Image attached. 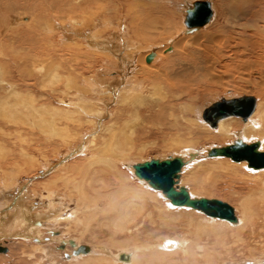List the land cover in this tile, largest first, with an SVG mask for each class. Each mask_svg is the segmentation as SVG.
Here are the masks:
<instances>
[{"label":"bare ground","instance_id":"1","mask_svg":"<svg viewBox=\"0 0 264 264\" xmlns=\"http://www.w3.org/2000/svg\"><path fill=\"white\" fill-rule=\"evenodd\" d=\"M153 1L157 2V5L162 2V6H155L157 8L154 5L150 6V2ZM165 1L0 0V172H3L1 174H5V179H7L14 174L16 163L24 158L25 161L28 157L32 158L35 145L34 136H36L34 130L38 128L44 133H49L46 140L53 135L60 136L63 142L59 143L63 145L62 148H65L55 157L52 155L53 160L43 164L40 175H27L21 182L16 179L18 182L14 184L12 183L15 181L14 178L0 182V242H2L0 249L8 248L3 246V239L26 240L30 242L29 244L32 242L31 238L39 243L51 242L55 239L58 242L56 246L50 245L51 247L48 246L45 249L41 244H36L32 247L36 249L34 251H38L41 247L39 252L45 260L47 259V264L52 263L53 257L55 260L57 257L69 260V263L66 262L67 260L59 261L62 264H197L199 258L197 251L204 252L200 258L203 261L202 264H219L222 259L220 256H224L225 253L231 257L228 254L231 243L229 244L228 239L225 238L227 230L231 233L228 237L234 239L232 242L241 246L259 236V231L264 227V167L254 169L248 167L245 160L234 161L224 156H209V151L240 142L246 145L257 143V150L264 152V0H214L215 2L212 0H180L181 6H179L182 7L180 8L182 12L174 6L178 0ZM200 2H205L209 6L207 22L201 26L189 27L186 25L187 16ZM163 3H168V8L172 6L170 10L166 9ZM123 9L126 13L124 16L121 12ZM217 9L222 14H219L218 19H216ZM20 11H28L30 16L21 17L18 15ZM110 12L113 16L116 15L114 19L118 22L114 26L107 24L111 28L110 35L105 33L104 36L98 38L96 34L89 32L94 27L88 29L90 25L87 27L83 24L92 17L96 21V26L102 25L104 18L106 20L103 23L107 22V15H110ZM63 13L65 14L61 18L60 15ZM17 15L23 22L27 21V26L19 27ZM67 15L76 17L74 16L75 19L70 17V20L65 23ZM138 15L146 17L145 20L148 18L147 15L160 16L157 20H160L159 23L162 25V33L155 30L160 34L152 33L151 35L156 36L155 38L158 35L160 39L165 34V44L161 45L159 40L149 38L146 33L145 38H148L150 43L153 41V44L148 45V49L144 48L147 49L144 53H140L142 50L138 51V48L142 47L138 46L148 26L146 24V28L143 27V33L140 31L143 37L139 36L138 30L137 33L131 32V34L135 33L136 36L132 34L134 38L129 36L130 26L128 25L130 21L138 18ZM141 18L138 20L141 21ZM123 19L128 21L125 24L128 27L127 30H123ZM150 19L147 23H152ZM83 25L89 31L83 30ZM140 26L139 30L142 29V23ZM113 38H115V43H113ZM80 45L85 46L87 51L104 53L101 55L109 59V62L106 61L109 63L108 70L105 68L106 70L98 75L88 76L87 81L85 80L88 77L83 80L80 74V81L73 77L69 78L72 69L65 67L67 61L61 60L60 57L64 56L68 49H71V52L81 49L71 47H80ZM129 46L133 49L128 48ZM126 49L129 51L126 52ZM84 52L89 58L88 52L90 51ZM69 55L68 57H71V54ZM1 57H5L6 62ZM160 57L163 62L154 65ZM79 61L82 62V60ZM79 69L76 67L75 72ZM131 69H133L132 75ZM38 87H44V90L46 88L48 92ZM217 89H222L226 96L215 103L222 100L253 97L254 107L251 114L246 119L237 116L224 117L217 121L215 127H211L203 118V113L214 104V98H211L212 102H204L205 104H198V102L202 96L208 93L213 94ZM84 96H86L85 100ZM140 125L143 127V134H152V128H156V133L160 136L172 137L169 139L170 143L173 142L171 146L174 142L176 145L178 143L188 144L192 139L200 140L201 137L205 142L219 141L220 143L233 138L232 143L221 144L218 147L202 146L203 148L198 149L194 148L196 144L194 143L193 146L192 143L189 147H182L177 151L181 152L178 155H171L169 158L182 160L183 165L178 178L175 179L174 188L176 190L180 187L185 188L190 199L202 197L197 196L192 188H190L192 191L189 190L186 182H201L199 174L203 169L205 173L214 171L207 166H213L215 170L221 169L222 172L221 174L211 173V177H205V182L209 180L211 184H216L218 178L222 177L230 180L229 182L237 180L236 183L241 181L245 184L238 187L239 192H235L240 197L237 208L233 209L236 217L234 222L209 217L204 213L205 217L195 218L193 213L200 215L199 213L202 212L187 206L173 205L164 193L153 189L146 180L135 175L134 167L147 161L141 158L136 159L135 156L138 153H132L133 149H136L135 144L129 142L130 136L138 133L135 128ZM123 129L129 131H126L128 137L123 135ZM197 130L202 134L197 133ZM44 133L41 134L44 135ZM122 136L126 137L125 145L122 142L125 137ZM50 146H54V143ZM131 155H135L134 159ZM80 156L87 157L85 159L87 167L90 168L88 170L95 176L91 177L94 181L90 180L87 184L88 187L92 186L91 184L94 185L90 187L94 195L92 196L93 193L89 195V191L88 194L86 190V192L80 190L78 198H75L77 200L75 209L71 212L67 211V205H58L61 204L58 203V207H54L51 202L47 203L46 209L43 208L42 211L29 193L31 187L33 189V181L39 176L56 173V171H66L70 167L69 161H77ZM153 159L164 160L161 157ZM5 161L10 165L7 168L2 165V163L6 164ZM7 170H10L12 175L9 173L6 178ZM79 170L81 172L83 169ZM19 173V171L16 172L18 175ZM27 178H29L28 181H26ZM77 181L79 186L80 180ZM82 181H80V186ZM8 182L13 184L11 190H9L10 183ZM70 183L73 185L74 182ZM52 184L54 185V182ZM78 186L75 185L74 189ZM111 186H115L114 192L107 191ZM66 187L71 186L66 185ZM107 195L113 197L109 196L110 198L105 200L108 198ZM49 200L52 199L48 198L47 202ZM149 200L152 201V207L157 211L156 218L162 223V228L168 230L170 226L168 222L180 221L182 217H186V221L183 219L185 224L182 226L190 227L189 231L181 233L179 237L177 235L174 238L166 237L156 244L153 243V239L160 237L159 235L153 237V233L158 229L155 227L144 229L145 222L154 223L153 211L147 207ZM163 200H166L168 205L166 201L164 202L166 205H163ZM166 207L174 213L168 214L169 209L167 210ZM179 209H186L187 212H179ZM98 219L101 220L96 223L99 231L105 227L108 232L107 234L105 232L108 237H104V241L98 240L100 236L96 233L98 231L95 232L96 234L90 233L89 228L92 226L86 222L87 220L97 222ZM258 221H262L260 227ZM57 223L66 224L67 233L71 232L70 229L77 232V238L68 239L67 234L62 235L56 232V229L53 230L51 226ZM80 225L83 227L80 228ZM257 225L259 228L256 227ZM43 228H48L47 233L50 235L48 238L43 236ZM143 230H145L144 233ZM88 233L94 243L97 241L95 246L93 245L94 248L85 246L87 251H78L82 247L81 237L85 239ZM212 235L215 238L214 245L208 246L207 244L205 247L200 245L203 237L208 240ZM256 243L259 244L253 241L247 247L253 251L257 247L254 245ZM214 246H219V248L215 250ZM111 247L121 251L116 255L110 254ZM65 248L71 250H67L69 253H65L64 256V252L59 251H64ZM221 248L224 251L223 254L219 252ZM7 252L8 249L6 252L0 251L2 255ZM258 254L259 258L261 255L264 256L256 248L252 255ZM218 258L220 260L217 261ZM250 258L254 259L249 255V259L245 258L248 261L237 259L234 260L237 261L234 264H264L262 259L251 261ZM40 260L41 258L36 261L38 262L36 264H40Z\"/></svg>","mask_w":264,"mask_h":264},{"label":"rangeland","instance_id":"2","mask_svg":"<svg viewBox=\"0 0 264 264\" xmlns=\"http://www.w3.org/2000/svg\"><path fill=\"white\" fill-rule=\"evenodd\" d=\"M165 1V0H164ZM171 2V0H167V2ZM177 1V0H176ZM212 1H214V0H212ZM166 2V1H165ZM178 2V3H177ZM177 2H175V4L176 5H174L175 7H177V8H179V12L181 11V9H182V7H180L181 5H180V0H178ZM215 2V1H214ZM151 4H149L150 6L152 5H154V7L155 6H157V7H160V6H162V2L161 3H158V5H157V2H155V1H153V2H150ZM183 4H184V2H183ZM163 5L165 6V8L166 9H168V10H170V8L172 7H170V5H169V7L170 8H168V3H163ZM171 5H172V3H171ZM180 5V6H179ZM149 6V7H150ZM163 6V7H164ZM157 7H155V8H157ZM164 8V9H165ZM181 8V9H180ZM163 9V10H164ZM165 9V10H166ZM133 10H135L134 9V7H133ZM167 11V10H166ZM122 12V14H123V16H124V13H125V9H123V11H121ZM182 12V11H181ZM217 13L218 14H216L217 15V18L216 19H218L219 18V14L220 15H222L221 14V12H220V10L219 9H217ZM65 13H63V14H59L60 16H61V18H62V15H64ZM110 15H107L108 17H107V22H105V23H103L104 22V20H106L105 18L102 20V25H99L98 24V26H96L95 24V19L94 18H92V17H90L89 19H88V21H86V22H84L83 24L84 25H86L87 27H88V25H90L89 27H88V29L89 28H92V27H94V29L92 28V29H90V31L89 30H86L87 28H86V26L84 27V25L82 26V27H84V29L83 30H85V31H89L90 33L91 32H93L92 34H96L97 35V37L98 38H100V37H102V36H104L105 35V33L107 34V33H109V35L112 33V32H110L111 31V28H109L108 26H107V24L108 23H110V24H112L113 26L116 24V23H118V22H116V20L114 19V16H116V15H112L111 14V12L109 13ZM126 14V13H125ZM160 14V13H159ZM18 15H21V17L23 16V15H29V13H28V11H20V13L18 14ZM17 15V21H18V24L20 25L19 27H24V26H27V21L26 22H23L22 20H21V17H19ZM134 15V14H133ZM143 15H146V14H143ZM161 15H163V14H161ZM165 15H167V14H165ZM177 15V14H176ZM178 15H180V14H178ZM30 16V15H29ZM75 16V15H74ZM74 16H66L65 17V23L68 21V20H70V17L71 18H73V19H75V17ZM85 16V15H84ZM110 16V17H109ZM148 16V18H147V20H145V18L146 17H143V16H141V17H143V19L140 17V15H138V18H139V20H140V18H141V21H139L138 20V18L136 17L135 19H133V21H130L131 23V25L129 24L128 26H130V28H129V36H132V34H134L133 36H136L135 35V33H132L131 34V32H136L137 30H138V34H139V36L141 37H143V35H144V37L143 38H145V35H146V33H147V35L146 36H149V38H153V39H155V40H159L160 41V44L161 45H163V43L165 44V42H166V37H165V34H163L161 37H160V39H159V37H158V35H157V38H155L154 36H152L151 34L153 33L154 35H155V33H156V31L155 30H158V31H160L161 33H162V25H160V20H157V18H159L158 17V15H147ZM118 17V16H117ZM184 16L182 15V18H183ZM109 18V19H108ZM116 18V17H115ZM151 18V19H150ZM85 19V18H84ZM91 19V20H90ZM94 19V20H93ZM117 19V18H116ZM148 19H150L151 21H152V23H147V21H148ZM181 19V18H180ZM89 20H90V22H89ZM97 20V19H96ZM130 20H132V18L130 19ZM137 20V21H136ZM158 21V23H157V21ZM93 21V22H92ZM98 21V20H97ZM110 21V22H109ZM128 21H129V18H128ZM128 21H126V19H123V23H122V25H123V30H127V25H125L126 24V22L128 23ZM138 22V23H136V22ZM144 21V22H143ZM178 21H179V19H178ZM134 22H135V25H134ZM64 23V24H65ZM142 23V29L141 30H139L140 28H141V26H140V24ZM137 24H139V25H137ZM146 24H148V26L146 25ZM156 24V25H155ZM133 25V26H132ZM137 25V26H136ZM136 26V28H134ZM146 26H147V28H146ZM156 26V28H154ZM131 27H133V29L131 28ZM143 27H144V29L146 30V31H144V34L143 35H140V34H142L143 33ZM16 28V27H15ZM86 28V29H85ZM106 28V29H105ZM117 28V27H116ZM79 29H81V27L79 28ZM119 29V28H118ZM148 29V30H147ZM142 33H141V32ZM157 31V33H159L160 34V32H158ZM103 33V34H102ZM137 33V32H136ZM149 33H150V35L152 36V37H150V35H149ZM156 33V34H157ZM132 36V37H133ZM138 36V35H137ZM134 38V37H133ZM142 38V39H143ZM161 38H163V39H161ZM136 39V38H135ZM141 39V41H140V44H139V46L138 47H141V48H138V51L140 52L141 50V52L140 53H144L148 48H147V46L149 45H151V44H153V41H151L152 43H150V40H148V38L145 40H142ZM113 40V43H115V38H113L112 39ZM144 41V42H143ZM149 41V42H148ZM110 43H112L111 41H110ZM142 43H145L144 45H142ZM146 43H148V44H146ZM157 43V42H156ZM83 46V45H82ZM81 45H80V47H76V46H71L72 48H74V49H78V48H81V49H78L77 51H72L71 52V49H68V51H66V54L64 55V56H61L60 58H61V60H64V61H67V62H65L66 64H65V67H71V69L72 70H70V72H71V76H69V78H71V77H73V79L74 78H76V80L78 81L79 80V78H81L80 76L82 75V78H83V80L86 78V77H90V76H94V74H100V72L102 71H105L106 69L105 68H107L108 67V65H109V63H107V62H109V59L107 58V57H104V55H101V54H104V53H101V54H98V53H100L99 51H93V50H88V51H90V52H88L87 50H86V47L85 46H83L82 47ZM84 47H85V49H84ZM128 48H130V49H133L132 47H128ZM144 48H147V49H144ZM81 52V54L83 53L84 55V58H83V56L80 54V52ZM84 51H86V52H88L89 53V58L85 55V54H87V53H85ZM127 51H129V50H127L126 49V52ZM77 52V53H76ZM78 52H79V54H78ZM6 54H8V52H6ZM69 54H71V57H68V56H70ZM73 54V55H72ZM76 54H78V56L76 55ZM90 54H91V56H90ZM81 55V56H80ZM100 55H101V58H100ZM73 56V57H72ZM80 56V57H79ZM88 58V59H86V57ZM102 56H103V58H102ZM125 56V55H124ZM62 57H64V58H62ZM68 59H67V58ZM80 59H79V58ZM93 57V58H92ZM71 58V59H70ZM1 59L2 60H4L5 59V57H1ZM70 59V60H69ZM74 59V60H73ZM93 59V60H92ZM79 60H82V62L81 61H79ZM85 60H86V64H85ZM76 61H79L78 63H76ZM93 61H95V62H93ZM107 61V62H106ZM157 61H159L160 63H158ZM157 61H156V63L154 64V65H159V64H161L162 62H163V59L160 57V59H157ZM4 62H6L5 60H4ZM81 62V63H80ZM80 63V64H79ZM92 63V64H91ZM101 63V64H100ZM103 63V64H102ZM76 64H77V66H76ZM90 64V65H89ZM95 64V65H94ZM82 66V68H80V67ZM85 68H84V67ZM76 67L80 70H78L77 72H75L76 71ZM86 67H89V68H86ZM92 68V69H91ZM100 68V69H99ZM75 69V70H74ZM81 69H82V71L84 70V72L82 73V71H81ZM69 70V69H68ZM87 70V71H86ZM89 70V71H88ZM94 70H96V71H94ZM107 70H108V68H107ZM132 70V72H131V75L133 74V69H131ZM74 72V74H73V72ZM110 72L112 71V70H109ZM81 72V73H80ZM87 72V73H86ZM97 72V73H96ZM85 73V74H84ZM89 73V74H88ZM79 74H80V76H79ZM109 74V73H108ZM108 74H105V75H107V77H109V75ZM74 75V76H73ZM75 75H77V77H78V79H77V77L75 76ZM89 77L88 78H86V80L85 81H87L88 79H89ZM80 81V80H79ZM82 83V82H81ZM80 83V84H81ZM243 86V85H242ZM40 88V90H43V91H47V89L45 88V90H44V87L42 88V87H38V89ZM214 89V88H213ZM216 92H214L213 94L212 93H208V94H206L205 96H202L201 97V100L198 102V104H202V103H208V102H212V99H213V103L215 104V101H218V99H220V98H223V97H225L226 96V94H224V91H222V89H217V90H215ZM48 92V91H47ZM217 94H219V95H217ZM216 95H217V97H216ZM212 96V97H211ZM214 96V97H213ZM86 96H84V100L86 99L85 98ZM208 97H209V99H208ZM207 98V99H206ZM212 98V99H211ZM239 98V97H238ZM206 99V100H205ZM209 100V101H208ZM202 101V102H201ZM204 103V104H205ZM213 105V104H212ZM205 111V110H204ZM115 116V115H114ZM113 116V118L114 119H116V117H114ZM105 119H107V118H105ZM109 119V118H108ZM103 121H105L104 119H103ZM102 121V122H103ZM58 125H60V124H58ZM127 129V128H126ZM141 129V130H140ZM155 129V130H154ZM152 128V130H151V133L152 134H143L142 132H143V127H142V125H140V126H137L136 128H135V131L136 132H138V133H134V134H136V135H132V137L130 136V139H129V142H133L134 144H135V148L137 149H133L134 151L132 152L133 154H135V153H138V154H136V159L138 158V159H145V160H150V159H153V158H155V157H161V158H163V159H166V158H169L171 155L172 156H174V155H178L179 153H181V152H177V151H179L182 147H189V145H192V143H193V146H194V143L196 144V146L194 147V148H203V147H218V146H221V144H223V145H228V144H230V143H232V139L233 138H230V139H228L226 142H224V143H220L219 141L218 142H212V141H204L203 140V137H201L200 138V140L199 139H197V138H195L194 140L192 139L191 140V142L190 143H178V145H176V143L174 142V144H175V146H174V144L171 146V144L173 143H170V141H169V139L170 138H172V137H165V135L163 136H160V134H158V133H156V128ZM123 131V135H126V131H128V130H122ZM155 131V132H154ZM36 132V133H35ZM44 133V132H42V129H36V130H34V133H35V135L36 136H34V138H35V145H34V150H33V154H32V158L31 157H28L27 158V160L25 161V158L23 159V160H20L18 163H16V165H15V170H14V174H16V172L17 171H19L20 173H19V175L18 174H16V176L14 175V177H13V175H12V173L10 172V170H7V173H6V178L8 177V175H9V173H10V175H12V176H9L7 179H5V174H1V173H3V172H0V182L1 181H5V180H9V179H12V178H14L13 180H15V181H12V183L14 184V183H16V182H18V181H23L24 180V178L28 175V176H31L32 174H38V175H40L41 173V171H42V166H43V164L46 162V161H51V160H53L54 159V157L56 156V154L57 153H61V152H63L64 151V149L65 148H62V144L60 145V143L59 142H63V141H61L60 139V136H50V137H48V139L49 140H46L45 138H47L46 136H49V133H44V135L43 134H41V133ZM129 132V131H128ZM153 132L155 133V134H153ZM199 131L197 130V133H198ZM203 132V131H202ZM38 133V134H37ZM200 134H202L201 132H199ZM42 136H41V135ZM128 134V133H127ZM130 134V133H129ZM143 134V135H142ZM158 134V135H157ZM127 137H128V135H126ZM138 137V138H140V139H138V138H136V137ZM149 136V137H148ZM122 137H125V136H122ZM165 137V138H164ZM198 137V136H197ZM167 138V139H166ZM44 139L46 140V141H44ZM57 139V140H56ZM63 139V138H62ZM125 139H126V137L125 138H123V144L125 145V143H126V141H125ZM135 141H134V140ZM58 140H60V141H58ZM131 140V141H130ZM168 140V141H167ZM37 141V142H36ZM56 141V142H55ZM58 141V142H57ZM246 141H249V140H246ZM250 141H252V140H250ZM122 142H120V143H122ZM140 142V143H139ZM51 143V144H50ZM53 143H54V146H50V145H53ZM165 145H164V144ZM219 143V144H218ZM234 143V142H233ZM122 144V145H123ZM141 144H142V146H143V144H144V147H142L141 146ZM208 144V145H207ZM249 144H251V143H249ZM44 145H45V148H44ZM46 145H49V146H46ZM58 146V148H57V146ZM140 145V146H139ZM154 145V146H153ZM183 145V146H182ZM186 145V146H185ZM200 145V146H199ZM233 145V144H232ZM61 146V147H60ZM148 146V147H147ZM162 146V147H161ZM198 146V147H197ZM203 146V147H202ZM54 147V148H53ZM144 148L143 150H140L141 148ZM180 147V148H179ZM192 147V146H191ZM47 148V149H46ZM62 148V149H61ZM138 148H140V149H138ZM154 148V149H153ZM174 149V150H173ZM47 152H46V151ZM53 150V152H51ZM56 150V151H55ZM45 151V152H44ZM58 151V152H57ZM169 151V152H168ZM56 152V153H55ZM131 152H130V154H131ZM177 153V154H175V153ZM36 153H38V154H36ZM40 153V154H39ZM140 153V154H139ZM54 157H53V156ZM138 155V156H137ZM44 156V157H43ZM49 156V157H48ZM86 156H88V155H86ZM86 156H80V157H78V159H77V161H73V162H71L72 160H70L69 161V163H68V165H70V167L66 170V171H56V173H52V174H49V175H45V176H39V177H37L34 181H33V184H32V186H33V189H32V187H31V190L29 191V193H30V195H31V197L33 198V200H35V203H38V205H37V207H39L40 209H42V211L44 210V209H46V204L48 203H50L51 202V204H52V206H54V207H58V205H62L63 204V206H65V205H67L68 206V210L67 211H73L74 209H75V206H76V204H77V196L79 195V193L83 190V191H85L86 193H88V191H89V195H91V193H93L92 194V196L94 195V192L92 191H90L91 190V188L90 187H93L94 185L93 184H91L92 186H90V187H88L87 186V184H88V182L90 183V180L91 181H94L91 177H95L94 176V174H92V173H90V168L89 167H87L88 166V164H86L87 163V161H86V159L85 158H87ZM133 155H131V158L132 159H134L133 157H134ZM47 157V158H46ZM45 158V159H44ZM81 158V159H80ZM84 158V159H83ZM44 159V160H43ZM30 160H31V162H30ZM36 160V161H35ZM79 160V161H78ZM83 160V161H82ZM28 161V162H27ZM34 163H36V164H34ZM85 161V162H84ZM3 162H4V159H3ZM27 164H25V163ZM30 162V163H29ZM38 162V163H37ZM83 162H84V164H83ZM5 163H6V161H5ZM71 163V164H70ZM83 165H82V164ZM73 164H74V166H75V168L77 167V169H75L74 168V166H73ZM86 164V165H85ZM2 165L4 166V167H8V166H10L8 163H6V164H4V163H2ZM18 165V166H17ZM24 165V166H23ZM35 165V166H34ZM37 165H38V167H37ZM78 165V166H77ZM17 166V167H16ZM33 166V167H32ZM82 166V167H81ZM19 167V168H18ZM79 167H81V168H79ZM34 169V171L32 170V169ZM36 168V169H35ZM207 168H209L210 170H214L213 172L215 173H218V174H221V169H217V170H215L214 169V167L213 166H207ZM73 169V170H72ZM79 169H83V170H81V172H80V170ZM85 169V170H84ZM89 169V170H88ZM32 170V171H31ZM75 170H79L78 172L76 171L75 172ZM16 171V172H15ZM69 171V172H68ZM88 171H89V174H88ZM220 171V172H219ZM83 172H85V174L83 173ZM213 172H211V173H213ZM77 173L80 175H78L79 176V179H77L78 178V176H77ZM211 173L209 172V173H205V171H204V169L200 172V176H201V182H198V183H196V182H186V185H187V187H189V190H191L190 188H192V190L195 192V194L197 195V196H201L202 198H207V199H217V200H221V201H223V202H226V203H228L233 209H234V207L235 208H237V205H238V202H239V197H240V195H238L237 193H235V192H239V190H238V187H242V186H244L245 184H242L241 183V181H238V183H236V181L237 180H234V181H231V182H229L228 181V179H223L222 177L221 178H218V180H217V182H216V184H211L210 183V181L209 180H207L206 182H205V177L206 176H208V177H211ZM223 173H225V172H223ZM228 173V172H227ZM21 174V175H20ZM57 175V174H59V176H56L55 177V175ZM69 174V175H68ZM83 174V177H81V175ZM87 174V175H86ZM92 176H91V175ZM209 174H210V176H209ZM87 177H86V176ZM90 175V176H89ZM21 176V177H20ZM53 176V178L55 179V180H53V178H51ZM70 176H71V178H70ZM75 176V177H74ZM59 177H60V179H59ZM88 177H89V179H88ZM48 178V179H47ZM65 178V179H64ZM83 178V179H82ZM5 179V180H4ZM18 181H17V180ZM28 179L29 178H27L26 179V181H28ZM59 179V180H58ZM69 179V180H68ZM74 179V180H73ZM76 179V180H75ZM180 179V178H179ZM49 180V181H48ZM77 180H80V181H82V185L80 186V181H79V186H78V181ZM86 180H89V181H86ZM238 180H239V178H238ZM74 182L73 183V185H72V183H70V182ZM75 181H77V182H75ZM85 181H86V183H85ZM226 181V182H225ZM25 182V181H24ZM51 182V183H50ZM54 182V185L52 184ZM67 182H69V184L67 183ZM205 182V183H204ZM208 182V184H206ZM8 183H10L8 186H9V190H11L12 189V183L11 182H8ZM29 183V182H28ZM67 183V184H66ZM95 183V182H94ZM200 183H202L201 185H200ZM36 184V185H35ZM47 184V185H46ZM68 185V186H71V187H66V185ZM85 184V185H84ZM96 184V186H97V183H95ZM206 186H205V185ZM210 184V185H209ZM232 186H231V185ZM238 184V185H237ZM240 184V185H239ZM7 185V184H6ZM75 185H77L78 187L77 188H75L74 189V186ZM1 186H3V184L1 185ZM44 186V187H43ZM86 186H87V188H86ZM198 186V187H197ZM202 186V187H201ZM210 188H208V187ZM30 187V186H29ZM28 187V188H29ZM47 187H50V188H48L47 189ZM83 189H82V188ZM85 187V188H84ZM115 186H111V187H109L108 188V190L107 191H115V190H113V188H114ZM207 187V188H206ZM47 190H46V189ZM54 188V189H53ZM81 188V189H80ZM88 188H90L89 190H88ZM110 188H112V189H110ZM51 189V190H50ZM78 189V190H77ZM81 190V191H80ZM191 190V191H192ZM32 191V192H31ZM46 191H47V193H46ZM75 191V192H74ZM109 191V192H110ZM197 191V192H196ZM198 191H200V193L198 192ZM77 192H78V194H77ZM75 193V194H74ZM221 193V194H220ZM51 194H53V195H51ZM70 194H72V195H70ZM49 195H51V197H49ZM69 195H70V197H69ZM75 197H74V196ZM238 195V196H237ZM62 196V197H61ZM109 196H112V195H107V199H105V200H108L110 197ZM40 197H41V199H40ZM50 198V199H52L51 201L49 200V202H47V200H48V198ZM52 197H55V198H52ZM113 197V196H112ZM209 197V198H208ZM60 198V199H59ZM76 198V199H75ZM106 198V197H105ZM63 199V200H62ZM40 200V201H39ZM65 200V201H64ZM71 200H72V202H71ZM45 201V202H44ZM67 201V202H66ZM75 201V202H74ZM166 200H163L162 202H163V205H166V204H164V202H165ZM167 202V201H166ZM165 202V203H166ZM42 203H44L43 205H42ZM58 203H61V204H58ZM50 204V205H51ZM58 204V205H57ZM42 205V206H41ZM56 205V206H55ZM167 205H168V202H167ZM41 206V207H40ZM147 207H150V210H152L153 212V219H154V223H151L150 221L149 222H145V225H144V229L146 230L147 228L149 229V228H157L158 230L155 232V233H153V237H154V235H155V237H156V235H159L160 237H158V238H156V239H153V243H157L158 241H162L164 238H166V237H170V238H174L176 235H177V237H179L180 236V234L181 233H185L187 230L189 231V228L190 227H184V226H182V225H184L185 224V219H186V217H182L181 219H180V221L179 220H173V221H170V222H168V225L170 224V226H171V228H170V226L168 227V230L166 229V228H162V223H160V221L159 220H157V218H156V215H157V211H156V209H154L153 207H152V201L151 200H149V204L147 205ZM44 208V209H43ZM151 208H153V209H151ZM167 208V207H166ZM169 208H167V210H168ZM170 212L171 213H174L173 211H171L170 209H169V213L168 214H170ZM179 212H182V213H184V212H187L186 211V209H179ZM194 212H197V211H194ZM194 215V217L195 218H200V217H205V215L203 214V213H199L200 215H197V213H193ZM155 215V216H154ZM171 215V214H170ZM100 219H101V217H99ZM185 221H184V220ZM86 221V220H85ZM101 220H99L98 219V221L97 222H95V221H93L92 222V220H87L86 222L88 223L89 222V224L92 226L91 228H89L90 230H91V232L90 233H94V234H96V233H98L100 236L98 237V240L99 239H102L103 241L105 240V238H107L108 237V235H106L108 232L105 230L106 228L105 227H102V228H104V229H100V231H99V229H98V226L96 225V223H98V222H100ZM184 221V222H183ZM92 222V223H91ZM259 222V227L261 226V222L262 221H258ZM93 223H95V224H93ZM154 224V225H153ZM173 224V225H172ZM177 224H179V226L177 227ZM258 224V223H257ZM51 226V225H50ZM174 226L176 227L175 229H174ZM53 227V228H52ZM69 227H70V225H69ZM83 226H81L80 225V228H82ZM146 227V228H145ZM257 228H259L258 227V225L256 226ZM51 228L53 229V230H55L56 232H59V233H61L62 235L63 234H67L66 235V237L69 239V238H74V239H76L77 238V236H78V233L77 232H75V231H72V229H70L71 230V232L69 231V233H67L66 232V230H67V226H66V224H63V223H61V224H58L57 223V225H54V226H51ZM50 228V229H51ZM72 228V227H71ZM47 229L48 228H43L42 229V234H43V236H47V238H48V236H50L48 233H47ZM89 230V231H90ZM145 230H143V233L145 232ZM182 230V231H181ZM191 230V229H190ZM63 233H62V232ZM93 231V232H92ZM96 231H98V232H96ZM103 231V232H102ZM96 232V233H95ZM105 232H106V234H105ZM227 233H226V236L227 237H225V238H227L226 240H227V242L230 244H233L232 245V248H230L231 247V244H230V246H229V252H228V254L229 255H231V257H229L226 253H225V255L222 257V256H220L222 259H221V263H219V264H222L223 262H224V264H234V262H237V261H234V260H237V259H241L242 261H248L247 259H245V258H248L249 259V255H250V257L252 256L253 258V260H251V258H250V260L251 261H255V260H261L262 259V261L264 260L263 258H264V256L263 255H261L260 256V258L258 257L259 256V254L258 255H256V256H253L252 255V253H253V251L255 252V250H256V248H257V250H258V252H262V254H264L263 253V251H264V247H263V245H264V227H263V229H261L260 231H259V236H261V238H258L259 236H257V238L256 239H250V241H249V243H244V244H242V246L240 245V244H235L234 242H232V240H234L233 238H231V237H228L231 233L227 230L226 231ZM105 234V235H104ZM261 234V235H260ZM64 237V236H63ZM65 237V238H66ZM105 237V238H104ZM117 237H119V236H117ZM246 237H248V235H246ZM263 237V238H262ZM83 240L81 241V244H82V246H88V247H93L94 248V246H95V243L97 242V241H95V243L93 242V238L91 237H89V233L86 235V237H85V239L83 238V237H81ZM91 240H90V239ZM206 237H203V241L201 240V242H200V245L202 244V246H207V244H208V246L210 245H214V235H212V237H209L208 238V240H207V238L205 239ZM231 238V239H230ZM119 239H120V237H119ZM121 239H125V238H123V237H121ZM212 239H213V241H212ZM262 239V240H261ZM5 240V241H4ZM19 240V241H18ZM116 240L117 241H119L118 240V238H116ZM210 240H211V242H210ZM230 240H231V242H230ZM259 240V241H258ZM31 241L34 243H32L31 242V244H29L30 242H28V241H26V240H20V239H3V246H5V247H8L7 249H8V252H7V254H1L0 253V264H36V263H38V262H36L37 260H39L40 258H41V262H40V264H47L46 263V261H47V259L45 260V258H43L44 256L39 252L40 250H41V247H40V249H38V251H34V250H36V249H33L32 247L33 246H35L36 244H38V245H40L41 244V246H42V248H45V249H47V247L49 246V247H53V246H56V245H58V242L55 240V239H53V240H51V242H43V243H39V242H34L33 241V238H31ZM122 241V240H121ZM253 241H255V242H259V244H254L255 245V249L253 250V251H251V248H248L247 246L248 245H250ZM25 242V243H24ZM56 242V243H55ZM207 242V243H206ZM0 243H2V242H0ZM45 243V244H44ZM94 243V244H93ZM206 243V244H205ZM228 243H227V245H228ZM47 244V245H46ZM49 244V245H48ZM53 244V245H52ZM205 244V245H204ZM25 245V246H24ZM51 245V246H50ZM94 245V246H93ZM44 246V247H43ZM235 246V247H234ZM243 246H245L246 248L244 249V247ZM234 247V248H233ZM92 248V249H93ZM215 250L217 249V248H219V246H214L213 247ZM237 248V249H236ZM111 249V252H110V254H113V255H116L118 252H120L121 250H119L118 249V251H117V248L115 249V247H111L110 248ZM233 250V252H232V250ZM244 249V252H246V253H244L242 250ZM246 249H250L249 250V252H248V250H246ZM253 249V248H252ZM67 250H71L70 248H65V250L64 251H59V252H64L63 254H64V256H65V253H69V251H67ZM124 250V249H123ZM122 250V251H123ZM220 250V251H219ZM218 251L220 252V253H224V251H222L223 249L221 248V249H219ZM239 250V251H238ZM237 251V252H236ZM198 252V255H199V258H198V260H197V264H202V259L200 260V258H202V253H204V252H202L201 253V251H197ZM240 252V253H239ZM242 252H243V254H242ZM199 253H201V254H199ZM237 253H238V255H237ZM234 254H235V256H234ZM247 254V255H246ZM200 255H201V257H200ZM237 255V256H236ZM241 255V257H239ZM36 256V257H35ZM227 256V257H226ZM229 257V258H228ZM236 257H238V258H236ZM244 257V258H243ZM258 257V258H257ZM231 258V259H230ZM233 259V260H232ZM67 260V261H66ZM218 260H220L219 258L217 259V261ZM63 262V261H66L67 263H69L68 261V259H65L64 257H57V260H55V258L53 257V260H52V263L50 262L49 264H62V263H60V262ZM226 261H227V263H226ZM59 262V263H58ZM199 262V263H198ZM250 262V261H249ZM188 263V262H187ZM65 264V263H64ZM185 264V263H184Z\"/></svg>","mask_w":264,"mask_h":264},{"label":"water","instance_id":"3","mask_svg":"<svg viewBox=\"0 0 264 264\" xmlns=\"http://www.w3.org/2000/svg\"><path fill=\"white\" fill-rule=\"evenodd\" d=\"M208 17V4L200 2L187 16L186 25L189 27L201 26L207 22ZM253 107V97L222 100L206 109L203 118L211 127H215L217 121L224 117L237 116L246 119L251 114ZM257 146V143L246 145L237 142L231 146L213 148L209 151V156H224L234 161L245 160L248 167L262 168L264 167V152H259ZM182 165L183 162L180 158H168L145 161L137 164L134 168L137 177L146 180L153 189L164 193L173 205L187 206L201 211L209 217L234 222L236 220L234 210L228 203L216 199H190L185 188L180 187L179 190L174 188L175 179L178 178ZM0 251L6 252L7 249L1 248ZM78 251H87V247L82 246Z\"/></svg>","mask_w":264,"mask_h":264}]
</instances>
